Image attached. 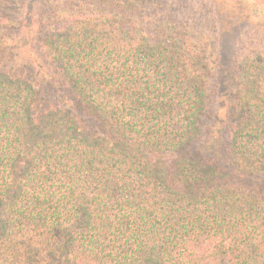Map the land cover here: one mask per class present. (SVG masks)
<instances>
[{
	"label": "trees",
	"instance_id": "1",
	"mask_svg": "<svg viewBox=\"0 0 264 264\" xmlns=\"http://www.w3.org/2000/svg\"><path fill=\"white\" fill-rule=\"evenodd\" d=\"M8 1L0 264H264V52L220 76L208 38L142 18L141 0L30 26ZM220 77L234 84L211 119Z\"/></svg>",
	"mask_w": 264,
	"mask_h": 264
},
{
	"label": "rangeland",
	"instance_id": "2",
	"mask_svg": "<svg viewBox=\"0 0 264 264\" xmlns=\"http://www.w3.org/2000/svg\"><path fill=\"white\" fill-rule=\"evenodd\" d=\"M141 1L142 18L146 16V18L153 17L158 21L166 19L170 22L172 20L189 28V32L198 38L202 40L208 38L211 44L206 54H212L215 57L216 71L220 73V76L241 72L247 56L264 52V0ZM30 5H33V12L28 15ZM124 5L126 4L123 3ZM5 6L11 16L18 18V22L23 21L28 26L32 23L30 17H33V22H35L41 14H47L54 9L82 7L86 10L98 11L106 7L98 0H9ZM48 22L49 26L56 25V22L52 20ZM26 36L27 48L36 54L37 34ZM46 64L47 69H41L39 66L34 68L37 78L43 79L44 87L47 85V77L50 74V64L47 61ZM233 84L230 79L224 80L222 77L212 83L216 94L211 93V119L214 112L219 118L224 117Z\"/></svg>",
	"mask_w": 264,
	"mask_h": 264
}]
</instances>
